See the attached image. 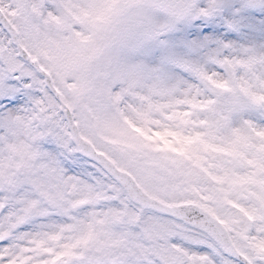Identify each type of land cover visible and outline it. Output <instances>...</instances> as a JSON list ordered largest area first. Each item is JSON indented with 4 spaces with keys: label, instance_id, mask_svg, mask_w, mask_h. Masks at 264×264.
Masks as SVG:
<instances>
[{
    "label": "snow or ice",
    "instance_id": "1",
    "mask_svg": "<svg viewBox=\"0 0 264 264\" xmlns=\"http://www.w3.org/2000/svg\"><path fill=\"white\" fill-rule=\"evenodd\" d=\"M0 264H264V0H0Z\"/></svg>",
    "mask_w": 264,
    "mask_h": 264
}]
</instances>
